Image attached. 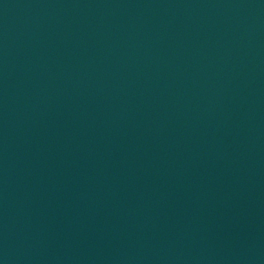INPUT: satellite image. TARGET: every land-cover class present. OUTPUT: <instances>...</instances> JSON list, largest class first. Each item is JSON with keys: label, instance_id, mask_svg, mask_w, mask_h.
Wrapping results in <instances>:
<instances>
[{"label": "water", "instance_id": "water-1", "mask_svg": "<svg viewBox=\"0 0 264 264\" xmlns=\"http://www.w3.org/2000/svg\"><path fill=\"white\" fill-rule=\"evenodd\" d=\"M0 264H264V0H0Z\"/></svg>", "mask_w": 264, "mask_h": 264}]
</instances>
